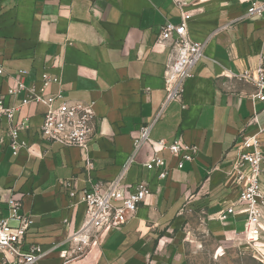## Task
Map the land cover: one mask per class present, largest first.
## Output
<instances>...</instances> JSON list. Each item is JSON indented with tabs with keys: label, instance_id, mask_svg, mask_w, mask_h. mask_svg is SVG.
Here are the masks:
<instances>
[{
	"label": "crops",
	"instance_id": "obj_1",
	"mask_svg": "<svg viewBox=\"0 0 264 264\" xmlns=\"http://www.w3.org/2000/svg\"><path fill=\"white\" fill-rule=\"evenodd\" d=\"M255 1L264 0H0V96L18 107L15 121L30 124L22 132L30 147L15 155L9 124L0 123V219L9 214L8 199L22 201L21 212L32 221L25 246L39 244L46 253L37 264H193L188 251H196L195 230L206 232V258L221 260L227 249L241 246L235 235L245 231L247 213L232 164L242 133L259 129L248 125L254 113L264 127L256 85L238 77L264 58V14H248ZM182 10L194 14L189 33L206 42L205 56L182 100L169 102L150 140L136 150L140 126L167 97L170 48L154 45L167 21L181 22ZM43 71L61 78L53 92L94 103L95 135L87 153L42 140L47 106L23 105L25 91L7 95L17 78L37 83ZM180 137L199 148L183 168L156 144ZM260 138L264 147V132ZM155 155L166 160L168 176L146 167ZM126 168V188L144 181L152 193L120 229L102 233L99 241L72 242L86 220L80 191ZM261 179L264 190V173ZM73 190L78 193L71 197ZM261 229L264 239V218Z\"/></svg>",
	"mask_w": 264,
	"mask_h": 264
},
{
	"label": "built area",
	"instance_id": "obj_2",
	"mask_svg": "<svg viewBox=\"0 0 264 264\" xmlns=\"http://www.w3.org/2000/svg\"><path fill=\"white\" fill-rule=\"evenodd\" d=\"M179 5L186 4L181 2ZM248 14L262 16L264 1L253 2ZM193 15L191 11L182 10L180 23L167 21L161 27L154 47L160 45L170 48L164 76L167 97L154 118L140 126L138 135L134 139L136 150L145 141L150 140L151 130L164 116L169 102L182 100L186 83L193 76L195 65L205 56L206 42L193 39L189 33L188 23ZM2 72L3 69L0 68V73ZM20 73L25 74L27 71L21 70ZM238 77L255 84L257 91L253 98L264 101V58L254 69L246 70ZM60 82L59 75L43 71L37 83L26 85L17 78L15 85L8 89L7 95H17L25 91L23 105L37 102L47 106L39 130L42 140L60 143L66 147H77L87 153L95 135L94 103L67 99L62 90L53 92L52 85ZM17 109L18 107L7 104L4 95L0 96V123L9 124L8 143L15 155L30 147L29 141L22 137V132L29 129L30 124L14 120ZM251 124H257L259 129L253 134L242 133L232 164V174L240 188L238 202L245 206L247 213L245 231L235 235V240L239 244L249 245V248L253 246L258 255L264 258V249H259L261 220L264 218V190L261 179L264 173V147L260 138L264 127L260 125L256 113L248 121V125ZM156 144L160 148L168 149L178 158L177 168H183L186 162L194 161L199 154L197 145L188 144L181 137L170 144H166L164 140L157 141ZM145 165L149 170H159L160 177L168 176L169 171L165 168L166 160L159 155H155ZM88 166L90 169L93 168L92 161H88ZM126 170L127 168L111 181H98L90 188L80 191L87 205L86 220L82 228L70 237L72 242H81L83 245L99 241L102 233L120 229L136 214L139 205L152 193L149 184L144 181L126 188L123 184ZM77 193V190L69 192L71 197ZM7 203L9 214L0 219V264H37L46 253L39 244L25 246L26 234L32 221L28 214L21 212L23 204L20 199L11 197ZM226 218V213L222 212L219 219ZM251 232L257 234V239L250 237ZM256 245H259L258 248ZM257 258L260 259L258 256Z\"/></svg>",
	"mask_w": 264,
	"mask_h": 264
},
{
	"label": "rangeland",
	"instance_id": "obj_3",
	"mask_svg": "<svg viewBox=\"0 0 264 264\" xmlns=\"http://www.w3.org/2000/svg\"><path fill=\"white\" fill-rule=\"evenodd\" d=\"M191 239L194 241V247L196 249L195 252L188 251L193 256V264H264V258L258 255V252L255 251L253 246L249 248L247 244H240L241 246L237 249H227L226 256L217 261L213 260V258L210 259V256L206 258V232L204 230L193 231ZM259 242H261L259 249H264V245L262 247L264 239L260 238ZM209 244L212 251L216 250L212 243ZM259 245H256V247L258 248Z\"/></svg>",
	"mask_w": 264,
	"mask_h": 264
},
{
	"label": "bare ground",
	"instance_id": "obj_4",
	"mask_svg": "<svg viewBox=\"0 0 264 264\" xmlns=\"http://www.w3.org/2000/svg\"><path fill=\"white\" fill-rule=\"evenodd\" d=\"M250 237H251L252 239H257V234L251 232V233H250Z\"/></svg>",
	"mask_w": 264,
	"mask_h": 264
}]
</instances>
